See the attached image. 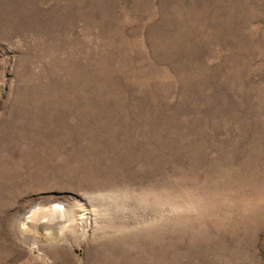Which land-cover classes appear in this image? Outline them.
Returning <instances> with one entry per match:
<instances>
[{
	"label": "rangeland",
	"instance_id": "obj_1",
	"mask_svg": "<svg viewBox=\"0 0 264 264\" xmlns=\"http://www.w3.org/2000/svg\"><path fill=\"white\" fill-rule=\"evenodd\" d=\"M0 264H264V0H0Z\"/></svg>",
	"mask_w": 264,
	"mask_h": 264
},
{
	"label": "bare ground",
	"instance_id": "obj_2",
	"mask_svg": "<svg viewBox=\"0 0 264 264\" xmlns=\"http://www.w3.org/2000/svg\"><path fill=\"white\" fill-rule=\"evenodd\" d=\"M51 210L52 209H50V206H43V207L42 206H37V207L35 206L33 209H31L29 214H26L22 218H24L25 220H28L32 225H36L35 223H38V222H36L37 220H39L41 222V220H44V218L46 219V216H48L54 221V223L49 224L48 227H50L49 229L51 231H55L56 228L58 226H60L59 224L61 222V219L59 216L60 209L58 210L59 212H58L57 216H54L53 213L49 214V212H51ZM52 211H54V210H52ZM26 212H28V211H26ZM61 218H62V216H61ZM24 222L27 223L26 221H24ZM59 230H58V232H59Z\"/></svg>",
	"mask_w": 264,
	"mask_h": 264
},
{
	"label": "water",
	"instance_id": "obj_3",
	"mask_svg": "<svg viewBox=\"0 0 264 264\" xmlns=\"http://www.w3.org/2000/svg\"><path fill=\"white\" fill-rule=\"evenodd\" d=\"M46 206H50V209L54 210V211L51 210V212H49V214L53 213L54 216H57L56 212H57V209H58L59 207L55 206L54 204L46 205ZM42 207H43V206H42ZM33 208H34V207H33ZM33 208H32V209H33ZM30 211H31V209H30L26 214H29ZM40 217H41V216H40ZM43 218H44V217H43ZM26 221H27V223H30L28 220H26ZM36 222H38V223H35L36 225H34L36 228L44 227L46 230H48V231H50V232H56V231H51V230L49 229L50 227H48L49 224L54 223V221H53L50 217L46 216V219L44 218V220H41V222H40L39 220H37ZM30 224H31V223H30ZM31 225H32V224H31Z\"/></svg>",
	"mask_w": 264,
	"mask_h": 264
}]
</instances>
